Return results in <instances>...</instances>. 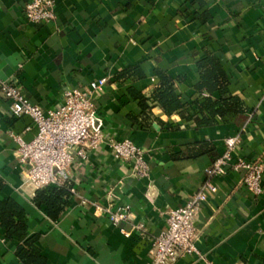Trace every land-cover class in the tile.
I'll return each mask as SVG.
<instances>
[{"label": "crops", "instance_id": "1", "mask_svg": "<svg viewBox=\"0 0 264 264\" xmlns=\"http://www.w3.org/2000/svg\"><path fill=\"white\" fill-rule=\"evenodd\" d=\"M31 1L0 0V81L14 82L47 112L64 103L65 90L106 79L92 95L104 141L85 159L74 154L59 181L72 185V196L53 221L34 204L36 190L24 182L8 135L31 142L38 130L31 118L12 117L0 91V202L13 199L25 209L45 264H149L170 211L201 189L228 137L240 139L235 160L264 162V0H56V19L38 25L25 17ZM209 54L243 109L199 127L189 116L209 96L197 89L198 64ZM157 71L175 81L189 111L169 116L154 100ZM122 140L146 151L147 177L113 157L110 142ZM243 176L230 169L212 180L218 191L207 193L195 220L198 253L174 264H264V181L262 195L254 196ZM118 210L128 218L114 225L109 215ZM19 244L0 223V264H26Z\"/></svg>", "mask_w": 264, "mask_h": 264}, {"label": "built area", "instance_id": "2", "mask_svg": "<svg viewBox=\"0 0 264 264\" xmlns=\"http://www.w3.org/2000/svg\"><path fill=\"white\" fill-rule=\"evenodd\" d=\"M26 20L34 25L53 22L56 0H32L25 6ZM107 80L92 82L87 89L71 88L64 91V103L54 110L45 111L32 103L14 82L0 81V91L10 103L13 118L27 116L38 132L31 142L9 132L17 144L19 160L23 166L24 182L39 190L59 185L67 178V170L74 154L85 159L89 152L97 151L104 141L103 125L92 102V95L105 86ZM111 152L116 160L133 163V174L147 177L150 164L145 160L146 151L131 140L111 141ZM240 145L238 136L225 140L226 151L206 170L207 180L184 206L170 211L168 225L154 240L149 264H174L183 255L197 254L195 220L208 192L216 193L214 178L224 177L232 169L244 172L242 183L254 196L263 193L264 162L260 159L238 158L234 153ZM118 225L128 218L127 210L109 215Z\"/></svg>", "mask_w": 264, "mask_h": 264}, {"label": "trees", "instance_id": "3", "mask_svg": "<svg viewBox=\"0 0 264 264\" xmlns=\"http://www.w3.org/2000/svg\"><path fill=\"white\" fill-rule=\"evenodd\" d=\"M198 67L201 73V81L197 89L201 93L207 92L209 96L204 102H195L196 109L193 110L189 118L194 120L200 127L212 125L213 117L216 115L222 117L227 114L234 113L237 115L241 113L243 109L242 101L229 92L228 78L218 58L209 54L199 62ZM156 74L160 78V85L155 91L154 100L159 103L164 112L171 116L175 113L189 111V104L182 103L175 93V81L161 71H157ZM217 92L220 94V98L215 100L212 96ZM138 96L141 105L146 108V99L143 96ZM197 110L199 114H209L210 118L200 119L195 113ZM203 147H206V145H203ZM207 151L203 149L195 157L203 155ZM72 189V185L67 183L39 189L36 191L34 204L43 210L51 220L57 221L68 206ZM0 223L6 238L19 241L17 255L24 263L45 264L38 248L39 236L29 233L27 213L22 206L13 199L1 201Z\"/></svg>", "mask_w": 264, "mask_h": 264}]
</instances>
